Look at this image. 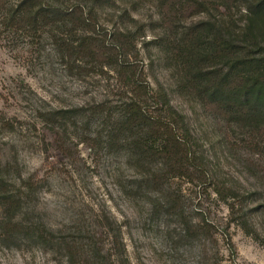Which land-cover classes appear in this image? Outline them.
Segmentation results:
<instances>
[{
    "label": "rangeland",
    "instance_id": "obj_1",
    "mask_svg": "<svg viewBox=\"0 0 264 264\" xmlns=\"http://www.w3.org/2000/svg\"><path fill=\"white\" fill-rule=\"evenodd\" d=\"M16 1L0 0L8 7ZM73 1L58 0L63 5ZM252 1L186 0L187 11L178 17L181 26L212 19L239 31ZM161 3L115 0L97 10L109 34L136 32L139 52L130 59L151 88L165 91L186 117L205 157L207 180L173 178L163 189L148 184L126 150L94 149L88 138L96 137V122L85 133L70 129L61 142L44 114L105 101L120 105L130 95L110 69L87 60L67 64L47 32L36 39L6 34L0 10V174L11 168L13 184L29 179L39 184L33 200L14 212L17 227L0 231V264H74L65 242L86 233L96 240L101 236L108 259L112 225L121 229L130 264H264V213L254 212L264 206V154L238 141L237 148L233 132L241 130L181 90L167 55L153 43L164 35L161 24L168 9ZM216 188L250 196L242 210L257 237L243 229L231 213L232 200L225 201ZM169 194L178 200L176 209ZM76 260L81 262V255Z\"/></svg>",
    "mask_w": 264,
    "mask_h": 264
},
{
    "label": "trees",
    "instance_id": "obj_2",
    "mask_svg": "<svg viewBox=\"0 0 264 264\" xmlns=\"http://www.w3.org/2000/svg\"><path fill=\"white\" fill-rule=\"evenodd\" d=\"M159 1L168 11L161 24L164 35L153 43L167 55L181 90L216 108L226 116L229 125L241 130L238 134L233 132L237 148L238 141L254 154H264V0L250 2L239 31L212 19L181 26L178 15L187 11L186 0ZM8 3L0 2L6 34L14 38L26 34L36 39L47 32L67 64L87 60L102 70L110 69L130 95L120 105L110 106L105 101L93 108L44 114L61 142H66L70 129L85 133L96 122V137L88 138L94 149L97 146V151L126 150L148 184L163 189L167 180L173 178L207 180L206 160L186 117L172 106L165 91L151 88L138 63L130 59L139 52L136 32L117 30L109 34L100 25L97 6L114 4L115 0H74L70 5L58 0H17L10 7ZM4 126L12 127L8 122ZM9 169L0 174L3 233L17 227L12 224L14 212L29 204L39 189V184L31 179L13 184ZM216 191L225 201L232 200L228 205L234 218L239 219L249 235L257 237L242 210L250 196L231 189H226V194L223 188ZM168 197L173 199L171 194ZM177 201L170 203L172 209H176ZM254 212L264 213V206ZM108 233L113 252L108 255L109 260L100 247L101 236L96 240L86 233L65 242L70 261L75 264L76 257L81 255L82 261L76 260L77 264H130L121 229L112 225ZM10 236L5 240L9 241Z\"/></svg>",
    "mask_w": 264,
    "mask_h": 264
}]
</instances>
